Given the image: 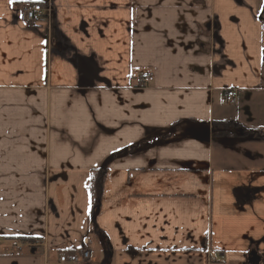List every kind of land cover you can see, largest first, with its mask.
<instances>
[{
    "label": "crops",
    "instance_id": "0c3cea01",
    "mask_svg": "<svg viewBox=\"0 0 264 264\" xmlns=\"http://www.w3.org/2000/svg\"><path fill=\"white\" fill-rule=\"evenodd\" d=\"M263 55L264 0H0V264H264Z\"/></svg>",
    "mask_w": 264,
    "mask_h": 264
},
{
    "label": "built area",
    "instance_id": "2783aa9c",
    "mask_svg": "<svg viewBox=\"0 0 264 264\" xmlns=\"http://www.w3.org/2000/svg\"><path fill=\"white\" fill-rule=\"evenodd\" d=\"M49 9H44L41 5L36 3H26L24 4L17 14L18 21L21 23H31L36 19L42 18L45 14H49ZM153 80V75L148 74L144 80L143 84L147 85ZM220 105L233 106L236 105L237 99L235 92L230 90L227 91L219 101ZM10 245L17 252H21L23 248L27 247V243L20 241H11ZM210 256H214V252H210ZM92 260V251L90 244L87 240H84L82 245V252L79 260H67L64 254H61L58 258L59 264H89Z\"/></svg>",
    "mask_w": 264,
    "mask_h": 264
},
{
    "label": "trees",
    "instance_id": "16d2710c",
    "mask_svg": "<svg viewBox=\"0 0 264 264\" xmlns=\"http://www.w3.org/2000/svg\"><path fill=\"white\" fill-rule=\"evenodd\" d=\"M263 62H264V55H263ZM213 136H234L236 135L235 132H238L239 135L245 137L247 136V133L239 128L238 126L234 125L233 123H223L218 122L215 124V126L212 129ZM105 168L98 170L97 174L94 175L95 177L92 179L91 182V196H92V208L95 210L98 207V197L100 195V188H101V182H102V175ZM22 241H32L28 239H20Z\"/></svg>",
    "mask_w": 264,
    "mask_h": 264
},
{
    "label": "water",
    "instance_id": "95a60500",
    "mask_svg": "<svg viewBox=\"0 0 264 264\" xmlns=\"http://www.w3.org/2000/svg\"><path fill=\"white\" fill-rule=\"evenodd\" d=\"M252 257V258H251ZM246 264H261V259L254 256V253L249 254Z\"/></svg>",
    "mask_w": 264,
    "mask_h": 264
},
{
    "label": "rangeland",
    "instance_id": "374dc122",
    "mask_svg": "<svg viewBox=\"0 0 264 264\" xmlns=\"http://www.w3.org/2000/svg\"><path fill=\"white\" fill-rule=\"evenodd\" d=\"M137 73H138V72H135L134 75L137 76ZM141 73H143V71H141L140 74H141ZM91 251H92V249H91ZM95 258H96V254H94V259H95ZM91 261H92V260H91ZM89 264H94V263H91V262H90ZM97 264H98V263H97Z\"/></svg>",
    "mask_w": 264,
    "mask_h": 264
},
{
    "label": "snow or ice",
    "instance_id": "6c2138e0",
    "mask_svg": "<svg viewBox=\"0 0 264 264\" xmlns=\"http://www.w3.org/2000/svg\"><path fill=\"white\" fill-rule=\"evenodd\" d=\"M10 2H12V0H10Z\"/></svg>",
    "mask_w": 264,
    "mask_h": 264
}]
</instances>
